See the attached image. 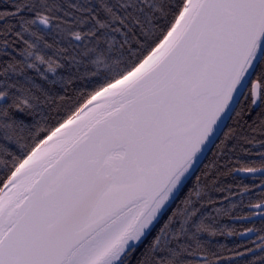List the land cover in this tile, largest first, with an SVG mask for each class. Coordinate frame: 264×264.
Wrapping results in <instances>:
<instances>
[{"label": "snow or ice", "instance_id": "snow-or-ice-1", "mask_svg": "<svg viewBox=\"0 0 264 264\" xmlns=\"http://www.w3.org/2000/svg\"><path fill=\"white\" fill-rule=\"evenodd\" d=\"M237 151L264 177V0H0V264H264Z\"/></svg>", "mask_w": 264, "mask_h": 264}, {"label": "trees", "instance_id": "trees-1", "mask_svg": "<svg viewBox=\"0 0 264 264\" xmlns=\"http://www.w3.org/2000/svg\"><path fill=\"white\" fill-rule=\"evenodd\" d=\"M251 87V85H250ZM87 91H91V89H87ZM63 95V93H60ZM73 97H75L77 94L76 93H71ZM242 99V98H241ZM75 100L70 101L68 104L64 105V108L61 110L62 113L70 106H74ZM86 103V101H85ZM55 121H52L54 123ZM227 129H225L226 131ZM238 158V159H237ZM255 157H247L245 156L242 152L237 151L235 156L232 158L231 162L229 163L228 160H221L220 163L226 165L227 167L225 169H222L226 174L221 177V186L224 187L225 189L231 188L232 192H236L237 190H243L244 186H247V188L251 189V194H245L243 197L240 196H235L232 200L231 203L236 205V208L234 209V215H246L248 213V208L246 207L248 204V201L251 199L254 202L258 199L260 196V191H259V185L261 183V180L264 179V177L260 176H241V175H236L235 172L228 173L227 169L229 168H237L240 167L244 161L249 160V159H254ZM212 159V152L209 151L207 154V158L204 160V164H208L210 160ZM203 164L201 165V169L203 168ZM195 179V177H193ZM212 195L216 198H219L223 200V197L225 195H228L227 190L224 192H213ZM241 199L243 200V205L240 204ZM220 205H217L219 207ZM223 206L224 207H229V201L224 200L223 201ZM223 223L225 225L229 226H236L240 228L241 230L245 227H257L259 228L262 223L259 219L254 221L253 223H247V222H236V221H230L228 219H224ZM217 241H219V245L227 244L229 247H232L236 244L239 243H248V240H240L238 238H224V237H217ZM252 240H256L257 237L253 236L251 237ZM230 256V253L225 252L224 257L227 258Z\"/></svg>", "mask_w": 264, "mask_h": 264}, {"label": "water", "instance_id": "water-1", "mask_svg": "<svg viewBox=\"0 0 264 264\" xmlns=\"http://www.w3.org/2000/svg\"><path fill=\"white\" fill-rule=\"evenodd\" d=\"M258 83V82H257ZM95 103V102H94ZM209 153V152H208ZM236 175H241V176H251V175H245V174H237V173H235ZM257 176H259V175H257ZM259 218L257 217L255 220H258ZM251 237H253V236H251ZM250 237V238H251Z\"/></svg>", "mask_w": 264, "mask_h": 264}]
</instances>
